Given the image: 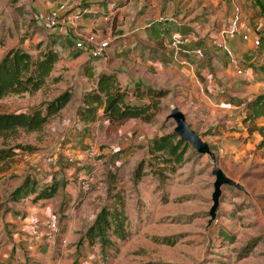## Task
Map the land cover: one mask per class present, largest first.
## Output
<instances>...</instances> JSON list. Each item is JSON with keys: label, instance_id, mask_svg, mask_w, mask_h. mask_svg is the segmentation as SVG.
<instances>
[{"label": "rangeland", "instance_id": "obj_1", "mask_svg": "<svg viewBox=\"0 0 264 264\" xmlns=\"http://www.w3.org/2000/svg\"><path fill=\"white\" fill-rule=\"evenodd\" d=\"M189 3L199 5L198 13L188 8ZM149 4L153 17L146 23L157 31L155 46L167 40L173 48L174 39L181 37L187 46L201 47L205 56L221 50L213 42L221 39L238 10L255 34L264 36L262 0H149ZM69 8L48 12L64 16L75 11L66 12ZM2 12L6 14V9ZM11 12L19 19L17 8ZM106 23L97 27L100 33L73 35L71 53L62 57L42 91L33 96H9L0 102L3 113L28 111L44 106L66 90L74 93L72 104L42 131L21 132L8 142L0 138V149L17 144L32 148L16 150L13 159L0 165V264H264V150L258 145L226 149L223 137L210 142L218 128L201 124L199 134L210 145L214 158L199 154L189 145L185 163L162 180L151 171V167L159 170L161 166L152 159L148 147L155 138L174 132L176 124L169 116L173 109L185 105L177 101L178 89L173 83L171 94L163 99L161 111L151 124L130 120L112 127L101 120L91 128L74 116L84 92L94 89L87 72L95 68L97 76L100 69L120 71L122 83L131 84L133 76L146 77L150 71L144 57L149 50L140 45L144 41L139 44L141 55H135L136 48L132 50L134 28L115 20ZM61 27L72 30L71 26ZM116 37L122 50L133 53L132 58L117 56L109 49L100 60H88L85 53L78 59L83 51L77 40L95 47L106 39L113 45ZM260 69L264 72V66ZM54 78L60 81L56 83ZM204 112L199 116H206ZM226 127L223 125L229 130ZM230 131L239 135L234 134L229 143H247L238 125ZM92 146L98 150L97 159L89 157ZM49 158L52 161L45 165ZM142 162L140 172L144 175L137 179ZM216 167L243 189L223 187L213 219ZM27 180L35 183L36 192L57 183L58 193L49 200L36 201L31 194L15 201L14 192ZM85 180L89 181L86 191ZM118 195L125 200L131 237L127 241L114 239V248L103 251L100 245L88 242L87 232L101 209L113 204Z\"/></svg>", "mask_w": 264, "mask_h": 264}, {"label": "crops", "instance_id": "obj_2", "mask_svg": "<svg viewBox=\"0 0 264 264\" xmlns=\"http://www.w3.org/2000/svg\"><path fill=\"white\" fill-rule=\"evenodd\" d=\"M10 1L0 0V56L15 47H22L31 54H37L38 49L44 50L52 46L63 57L71 53L70 49L75 42L73 35L88 34L91 31L100 33L97 27L108 25L103 22L102 15L112 13L116 24H127L134 28L132 33L136 43L132 46V50L136 48L135 55L142 54L139 49L140 45L149 50L144 56L150 66L146 77L133 76V83L123 84L119 71V80L123 87L127 86L132 89L136 85H143L144 87L172 89L173 86L170 84L173 83L178 89L177 101L185 104L180 110L186 115L190 126L197 132H201L200 128L203 125L205 127L215 125L214 128H218H216L218 133L211 136L210 142L223 137L226 139V143H223L226 149L231 147L252 149L261 142L262 136L259 133L256 132L249 136L244 119L248 113V103L256 95L264 93V90L259 92V89H264V72L260 69L264 66L263 35L260 34L261 45L257 48L251 41H244L241 36L225 37L222 35L221 39L217 38L213 42V45H218L221 50L215 49L207 53L205 59H200L194 54H178L167 40L162 42L165 44L154 45L155 40H158L157 31L151 27V23H146L153 17L150 14L153 7L150 6L149 0H28L25 2L19 0L12 3ZM83 1H86L88 3L86 6L91 7L97 13L87 16L75 27L71 26L72 30H66L67 28L61 26L50 28L44 20V15L52 11L51 9L58 8L59 11L70 7L66 12L76 11L85 7L79 6ZM75 3L77 5L73 6ZM136 5L141 6L135 7ZM13 7L18 9L19 19L14 16L17 14L11 12ZM3 9H6V14L2 12ZM141 40L145 44H140ZM36 43L39 45L36 46ZM110 49L113 53H117V56L133 57L132 52L121 49L117 37ZM82 53H79L78 59L83 58L80 56ZM239 70H242L244 74L239 75ZM95 71L94 68L92 72ZM98 71L100 74L109 70L100 69ZM85 79L89 80L86 75ZM89 81L94 84L95 88V80L90 79ZM80 99L79 110L82 106V98ZM131 100L134 99L131 97ZM199 106L205 108L201 110ZM200 112L207 115L199 116ZM74 116H79V112ZM78 122L82 124L79 117ZM257 123L264 126V117L258 119ZM223 125H227L226 128L229 130H224ZM234 125H238L244 131V135L248 138L246 144L229 143L234 134L239 135L235 131H230Z\"/></svg>", "mask_w": 264, "mask_h": 264}, {"label": "trees", "instance_id": "obj_3", "mask_svg": "<svg viewBox=\"0 0 264 264\" xmlns=\"http://www.w3.org/2000/svg\"><path fill=\"white\" fill-rule=\"evenodd\" d=\"M1 44V41H0ZM62 59L59 51L52 46L31 54L22 47L6 51L0 58V102L9 96H33L42 91L51 79L56 65ZM94 79L96 87L85 91L82 96V106L79 110V121L87 127L94 128L101 120L112 127H119L130 120H140L144 124L154 122L161 111L162 101L171 94L169 89H155L136 85L132 89L123 87L117 71H103L97 76L87 72ZM57 83L59 78H54ZM133 93L134 100H131ZM71 89L64 91L54 100L42 107L28 111L0 112V138L5 142L17 138L21 132L37 133L42 131L50 121L58 116L73 100ZM264 117V93L256 95L248 103V113L244 119L249 136L259 133L262 136L258 148H264V126L258 125V119ZM0 149V165L6 164L15 157L16 150H30V146L17 144L4 145ZM189 145L184 143L175 133L155 138L148 151L152 159L160 164V169L151 171L160 179H167V174H175L185 163ZM145 162H142L136 172L137 179L144 174ZM149 166H152L150 163ZM35 183L27 180L14 192L15 201L21 197L34 194L35 200L54 198L59 190L57 183L36 192ZM115 202L104 206L98 214L95 223L87 232L91 245H100L101 250L114 248V239L127 241L131 237L129 217L125 211V200L121 195L115 196Z\"/></svg>", "mask_w": 264, "mask_h": 264}, {"label": "built area", "instance_id": "obj_4", "mask_svg": "<svg viewBox=\"0 0 264 264\" xmlns=\"http://www.w3.org/2000/svg\"><path fill=\"white\" fill-rule=\"evenodd\" d=\"M264 2V0H262ZM97 13L94 12L93 9L89 6L81 7L80 9L64 15V16H58L56 12H47L44 15V20L47 22L48 26L50 28H57L59 26H76L78 23H80L84 18L87 16ZM102 18L105 22H110L114 19L112 13H105L102 15ZM225 37H236L241 36L244 41H251L253 43V46L255 48L259 47L261 45V36L255 35V32L246 24V22L243 21L240 15V11L238 10L237 14L231 19L226 31L224 32ZM182 38L176 37L174 39V50L178 52V54H194L200 59H205V53L203 49L201 48H193L190 46H187L185 44L186 42L181 40ZM113 41L110 39H106L104 41L99 42L95 47H89L86 45L85 41L82 39L77 40V46L81 48L83 53L87 55V59L91 61L100 60L102 58H105L108 50L110 49ZM239 75L244 74L242 70L238 71ZM133 98V93L130 94ZM134 99V98H133ZM89 157L92 159H97L99 157L98 150L95 146H92L88 150ZM52 161V159H48L45 162L46 164H49ZM85 185L83 186V190H88V180H85ZM55 223V220H53V224Z\"/></svg>", "mask_w": 264, "mask_h": 264}, {"label": "water", "instance_id": "obj_5", "mask_svg": "<svg viewBox=\"0 0 264 264\" xmlns=\"http://www.w3.org/2000/svg\"><path fill=\"white\" fill-rule=\"evenodd\" d=\"M14 1L15 0H11L10 3ZM169 119H172L175 122L176 127L173 133H175L180 140L188 145H191L199 154L210 155L212 158H214L210 145L204 141L199 132L190 126L187 121V117L182 110L179 108L173 109ZM213 175L216 177V182L214 184L215 192L213 194L214 206L211 210L210 216L214 219L220 204V197L222 195L223 187L231 186L240 190L243 188L227 177V175L218 167L213 170Z\"/></svg>", "mask_w": 264, "mask_h": 264}, {"label": "flooded vegetation", "instance_id": "obj_6", "mask_svg": "<svg viewBox=\"0 0 264 264\" xmlns=\"http://www.w3.org/2000/svg\"><path fill=\"white\" fill-rule=\"evenodd\" d=\"M190 7L193 8V11L195 12V14L198 13V9H200L199 5L193 4V3H189L188 8Z\"/></svg>", "mask_w": 264, "mask_h": 264}]
</instances>
